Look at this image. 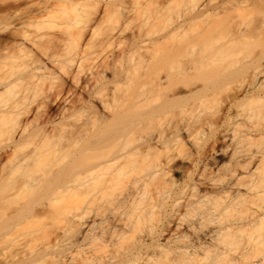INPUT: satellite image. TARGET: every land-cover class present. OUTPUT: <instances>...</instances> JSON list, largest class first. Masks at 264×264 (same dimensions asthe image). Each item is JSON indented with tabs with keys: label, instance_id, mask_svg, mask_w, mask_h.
Segmentation results:
<instances>
[{
	"label": "bare ground",
	"instance_id": "6f19581e",
	"mask_svg": "<svg viewBox=\"0 0 264 264\" xmlns=\"http://www.w3.org/2000/svg\"><path fill=\"white\" fill-rule=\"evenodd\" d=\"M99 4L120 24L78 25ZM0 25V264H264V0Z\"/></svg>",
	"mask_w": 264,
	"mask_h": 264
},
{
	"label": "rangeland",
	"instance_id": "374dc122",
	"mask_svg": "<svg viewBox=\"0 0 264 264\" xmlns=\"http://www.w3.org/2000/svg\"><path fill=\"white\" fill-rule=\"evenodd\" d=\"M119 24H120V22L114 21V16L112 14H107V15L104 14L103 10L101 9V4H99L96 8H91L90 10L88 8H86V16L82 17L81 22L78 23V25H89L92 27L94 25H103L105 27V25H119ZM130 25H135V22L130 23ZM0 26L5 28L4 25H0ZM89 26L87 28H89ZM3 28H2V30H3ZM5 31L7 32L8 30L5 29L3 31H0V35L4 36V34H7ZM41 31L50 32L53 30H51V28L45 27ZM86 31L88 32L89 30H86ZM3 32H4V34H3ZM87 32L85 34H87ZM256 118H254V120ZM251 121H253V119H251ZM256 143H258V141L253 142V144L251 145L252 148L257 147ZM256 262L258 263V260Z\"/></svg>",
	"mask_w": 264,
	"mask_h": 264
}]
</instances>
